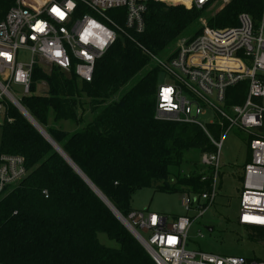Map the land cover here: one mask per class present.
Listing matches in <instances>:
<instances>
[{
  "label": "trees",
  "instance_id": "trees-1",
  "mask_svg": "<svg viewBox=\"0 0 264 264\" xmlns=\"http://www.w3.org/2000/svg\"><path fill=\"white\" fill-rule=\"evenodd\" d=\"M12 2L0 0V13ZM148 6L145 31L119 36L97 61L92 81L39 63L29 93L19 99L124 216L135 210L131 201L140 188L196 195L208 190L202 177L211 170L201 161L183 168L184 157L192 149L202 154L217 149L198 125L155 117L162 68L152 55L171 59L180 40L202 33V19L212 28H225L238 25L245 12L258 24L264 0L201 8L179 0H151ZM40 82L46 83L45 92H37ZM229 92L232 102H239L245 84ZM8 115L12 122L0 123V156L23 155L28 174L0 196V264H157L18 107L11 103ZM63 120L75 121L78 129H64L59 124ZM207 129L215 138L222 133L217 125ZM250 157L249 149L247 162ZM101 233L119 246L103 243ZM248 233L253 240L264 239V227H251Z\"/></svg>",
  "mask_w": 264,
  "mask_h": 264
},
{
  "label": "built area",
  "instance_id": "built-area-1",
  "mask_svg": "<svg viewBox=\"0 0 264 264\" xmlns=\"http://www.w3.org/2000/svg\"><path fill=\"white\" fill-rule=\"evenodd\" d=\"M150 1L13 0L0 13V123L12 122L8 115L11 103L21 104L20 97L11 91L12 85L22 86L28 94L33 69L39 63L74 71L81 80L92 81L97 61L119 36L145 31ZM179 1L201 8L232 0ZM54 7L63 18L52 11ZM113 9L119 10L116 15L110 13ZM238 19V25L225 28H212L202 19V33L180 40L171 59L152 55L166 75L165 81L160 78L155 117L198 125L217 148L201 155V164L212 172L202 177L208 190L197 195L186 193L184 214L170 218L135 209L123 215L157 264H264V253L225 255L187 247L196 218L216 200L223 144L233 128L247 134L251 156L239 176L242 205L238 222L249 228L264 227V9L258 24L249 13H241ZM25 50L29 57L21 60L20 51ZM243 84L246 94L239 102H232L235 98L230 89ZM210 124L222 128L219 138L210 135ZM27 174L23 155H1L0 196ZM190 211L200 214L194 216ZM261 242L264 250V239Z\"/></svg>",
  "mask_w": 264,
  "mask_h": 264
},
{
  "label": "rangeland",
  "instance_id": "rangeland-1",
  "mask_svg": "<svg viewBox=\"0 0 264 264\" xmlns=\"http://www.w3.org/2000/svg\"><path fill=\"white\" fill-rule=\"evenodd\" d=\"M28 57L29 51H20L21 60H26ZM47 66V69H50L49 65ZM145 71L139 73L136 79ZM161 79L165 81L166 75L161 74ZM38 84L37 92L47 90L45 82ZM11 91L18 97L24 94L23 87L18 84H13ZM59 124L70 132L78 129V125L73 120H63ZM247 139V134L237 128H233L226 136L221 155V177L216 200L202 216L196 218L189 233L188 248H199L225 255L261 256L264 253L263 242L253 240L248 233L250 228L238 222L242 205L239 176L247 163L249 151ZM201 155L199 150L188 151L184 157L183 168L189 167L192 162L200 161ZM185 198L186 193L155 192L152 188L145 187L133 194L131 206L164 213L174 218L186 212L183 205ZM190 214L198 216L200 212L190 211ZM209 227H212V230H209ZM201 234L204 237H201ZM100 240L108 246H119L117 241L110 239L104 233L100 234Z\"/></svg>",
  "mask_w": 264,
  "mask_h": 264
},
{
  "label": "water",
  "instance_id": "water-1",
  "mask_svg": "<svg viewBox=\"0 0 264 264\" xmlns=\"http://www.w3.org/2000/svg\"><path fill=\"white\" fill-rule=\"evenodd\" d=\"M21 113L38 129V131L57 149V151L74 167V169L87 181L90 187L97 193V195L106 203V205L113 211V213L120 219V221L131 231V233L145 246L144 242L140 240L136 232L132 230L125 222L123 214L109 201V199L88 179V177L79 169V167L68 157V155L61 149L55 140L47 133V131L30 115V113L21 105H15ZM212 230V227H209ZM146 247V246H145Z\"/></svg>",
  "mask_w": 264,
  "mask_h": 264
},
{
  "label": "snow or ice",
  "instance_id": "snow-or-ice-1",
  "mask_svg": "<svg viewBox=\"0 0 264 264\" xmlns=\"http://www.w3.org/2000/svg\"><path fill=\"white\" fill-rule=\"evenodd\" d=\"M52 11L56 12L57 15H59V16H61V18H63V15H64V14H63L62 12H60V10H59L58 8H55V7H54V8L52 9ZM41 30H42V29H41Z\"/></svg>",
  "mask_w": 264,
  "mask_h": 264
},
{
  "label": "crops",
  "instance_id": "crops-1",
  "mask_svg": "<svg viewBox=\"0 0 264 264\" xmlns=\"http://www.w3.org/2000/svg\"><path fill=\"white\" fill-rule=\"evenodd\" d=\"M134 209H137V208H134Z\"/></svg>",
  "mask_w": 264,
  "mask_h": 264
},
{
  "label": "bare ground",
  "instance_id": "bare-ground-1",
  "mask_svg": "<svg viewBox=\"0 0 264 264\" xmlns=\"http://www.w3.org/2000/svg\"><path fill=\"white\" fill-rule=\"evenodd\" d=\"M145 247V246H144ZM146 248V247H145Z\"/></svg>",
  "mask_w": 264,
  "mask_h": 264
}]
</instances>
